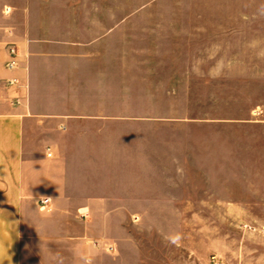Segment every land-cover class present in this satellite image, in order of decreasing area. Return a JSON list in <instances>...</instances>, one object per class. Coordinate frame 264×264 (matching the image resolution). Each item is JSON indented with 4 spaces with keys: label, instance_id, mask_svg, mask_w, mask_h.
Segmentation results:
<instances>
[{
    "label": "rangeland",
    "instance_id": "374dc122",
    "mask_svg": "<svg viewBox=\"0 0 264 264\" xmlns=\"http://www.w3.org/2000/svg\"><path fill=\"white\" fill-rule=\"evenodd\" d=\"M29 6L37 18L86 30L91 41L114 24V106L103 108L113 119L85 124L93 137L75 142L114 152V172L98 173L103 179L113 173L119 189L151 194L150 203L124 204L134 217L121 220L119 244L131 248L134 264H223L221 253L234 256L241 230L264 219L237 218V203L206 199L235 189L224 178L238 173V121L264 116V106L249 105L264 100V58L240 60L218 47L234 30L264 35V26L238 25L264 20V0H0V16L9 9L21 19ZM242 62L260 67L261 85L240 73ZM174 182L182 188L168 186ZM191 191L199 202L158 198L189 199Z\"/></svg>",
    "mask_w": 264,
    "mask_h": 264
},
{
    "label": "crops",
    "instance_id": "0c3cea01",
    "mask_svg": "<svg viewBox=\"0 0 264 264\" xmlns=\"http://www.w3.org/2000/svg\"><path fill=\"white\" fill-rule=\"evenodd\" d=\"M3 13L0 264H134L133 254L125 251L131 248L119 244L125 229L121 220L134 217L124 204L150 203L151 194L135 193L130 186L119 189L113 173L103 179L98 173L114 172V152L75 142L93 137L85 124L113 119L103 108L114 106V24L91 41L86 30L71 29L70 22L35 17L31 6L21 19L16 11ZM239 22V26H264L259 19ZM232 36H238L237 41L231 42ZM223 39L218 48L237 52L233 57L264 58V35L257 30H234L224 33ZM11 46L18 62L13 69L7 66ZM241 64L240 73L254 76L250 82L263 83L256 63ZM249 105L261 107L264 100L254 99ZM255 112L238 121L242 128L238 173L232 170L235 174L224 178V186L235 189H228L227 196L213 194L206 199L237 203L235 217L240 219H264V116ZM168 186L182 188L176 182ZM189 196L175 192L158 198L199 202L197 194L191 191ZM44 199L48 200L45 206ZM237 243L234 256L221 253L223 264H264L263 225L242 229Z\"/></svg>",
    "mask_w": 264,
    "mask_h": 264
},
{
    "label": "built area",
    "instance_id": "2783aa9c",
    "mask_svg": "<svg viewBox=\"0 0 264 264\" xmlns=\"http://www.w3.org/2000/svg\"><path fill=\"white\" fill-rule=\"evenodd\" d=\"M9 54H10V59H9V62L7 64V66L11 69L17 67V52H16V49L11 46L9 48ZM48 156H51V154H48ZM48 203V200L47 199H44V200H41V204L43 206H45L46 204ZM110 250L113 251V248L111 247Z\"/></svg>",
    "mask_w": 264,
    "mask_h": 264
}]
</instances>
